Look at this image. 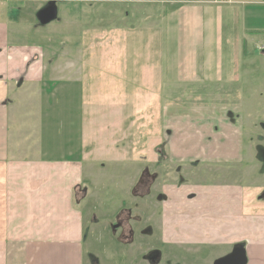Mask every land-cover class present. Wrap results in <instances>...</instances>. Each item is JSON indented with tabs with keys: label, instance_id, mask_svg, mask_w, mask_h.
<instances>
[{
	"label": "rangeland",
	"instance_id": "obj_1",
	"mask_svg": "<svg viewBox=\"0 0 264 264\" xmlns=\"http://www.w3.org/2000/svg\"><path fill=\"white\" fill-rule=\"evenodd\" d=\"M46 1L48 0H0V23L6 24L9 31L2 44H7L11 48L23 47L32 50L35 47L42 48L45 54L43 64L59 66V72L54 75L58 78L63 75L61 71L66 59L63 52H68L73 65L80 63L81 74L86 68L94 72L84 77V84L95 83L97 64L122 63L135 67L146 65L148 61H156L155 63L168 66L165 88L168 131L163 137L167 143L165 151L167 159L162 165L169 170L165 173L163 169L159 177H168L171 181L172 177L176 178L175 170L184 167L185 176L190 177L187 180L188 187L191 188L189 191H193L196 183H215L224 186V178H228L229 187H237L239 172H244L241 173L244 176L239 185L248 202L245 203L247 211L243 229L253 234L251 228L257 205L261 204V197L264 196V165L262 163L260 167L259 163L248 165L250 162L245 154L244 163L239 166L241 163L239 162V167L232 166L231 169H227L226 171L231 170V173L224 177L223 169L216 168L215 162L234 158V153L224 158L216 157L220 159L212 162L213 164H210V161L213 159L212 154L214 157L218 154L222 156L228 154L229 149L234 152L242 144L248 147L258 144L259 141L264 145V32H248L246 42L239 36L244 34L243 23L233 20L229 22L230 18H227V21L222 20L219 39L213 30V22H207L204 27L194 21V32L199 34L203 31L202 28H205L206 35L204 47L200 46L195 55L194 74L199 78L190 83L178 79L185 53L183 35L191 30L190 25H185L181 30L178 17L181 14L185 18L187 15L191 17L190 9L193 7L198 9L193 11V20L194 16L197 18L195 14L197 11L199 20L201 19L203 9H206L208 17L212 18L211 13L215 12L217 7L224 8L226 5L240 2L215 4L211 2L212 0H77L80 3L72 4L67 1L57 3L59 13L55 22L41 26L37 14ZM261 17L264 16L260 14L259 18ZM164 18L167 20L165 23ZM260 20L258 22H261ZM165 24L166 35L163 32L162 35L153 37L149 45L148 37L156 34L154 31H159L161 27L166 28ZM259 27H264V22L255 25L253 29ZM110 50L112 56L108 53ZM53 52H58L56 62L52 61ZM0 64L7 65L6 57L3 55L0 56ZM67 72L69 74V70ZM44 78L52 81L53 77L45 74ZM51 81L50 84L53 83ZM85 89V92L90 91L91 86L86 84ZM8 99L12 101L14 98L12 96ZM132 109L133 107L128 109L129 114L119 115L121 118H112L114 115L117 116L118 111L114 114L113 110L105 108L102 112L103 118H100L98 111L88 109L85 125L87 145L103 146L109 153L103 156L95 152L89 153V159L97 160L88 161L87 167L90 168L93 178L100 180L103 186L100 191L98 190L96 197L89 195L85 199L87 214L84 223L88 239L81 244L79 252H76L75 247L70 248V264L93 262L137 264L142 261L141 256L145 253L146 247L139 237L135 243L128 246L110 233L112 224L116 222L118 213L116 211L123 207H133L134 199L128 190L125 191L126 187L132 185L134 176L137 179L143 174L146 161H155L157 158L156 152L140 151L145 145L147 131L142 129L141 121L138 125ZM227 111L245 116L244 125L241 126L237 117L234 119L237 126L228 124L225 120ZM93 133L96 134L95 138L92 137ZM220 139L224 142H219ZM118 157H121L122 161H119ZM128 158H138L143 163H137V160L128 161ZM197 161L199 164H207L205 172L201 168H194ZM200 171L203 172L201 175ZM126 173L132 175L130 181L126 179ZM144 206L145 209L142 207L138 213L144 222L148 221L147 225L138 224L136 228L150 229L152 233L146 235L152 240L156 237L154 232L156 226L151 224L148 216H144L152 210L151 206L145 201ZM158 212L159 209L155 211L157 214ZM89 213L92 217L88 216ZM223 220H219L218 216L214 220L217 243L210 253L215 259L228 254L227 245L234 244L240 238L237 232L225 233ZM232 220L233 218L228 217L230 226ZM204 225L205 223L201 222L199 227L204 229ZM238 229V225L233 227V230ZM197 231L202 237L206 235L201 234L200 230ZM138 234L141 232L138 231ZM249 237L252 239V236ZM250 239L239 242L247 248ZM248 256L249 264H252L250 253Z\"/></svg>",
	"mask_w": 264,
	"mask_h": 264
},
{
	"label": "crops",
	"instance_id": "obj_2",
	"mask_svg": "<svg viewBox=\"0 0 264 264\" xmlns=\"http://www.w3.org/2000/svg\"><path fill=\"white\" fill-rule=\"evenodd\" d=\"M70 2L80 3L77 0ZM190 10L191 17L187 15L185 18L182 14L178 17L181 30L185 25L191 26V30L183 35L185 53L178 77L188 83L199 78L194 74L195 55L200 46L204 47L206 37L205 28L199 34L194 32V21L204 27L207 22H213V30L219 39L222 20L227 21V18H230L229 22L243 23L244 34L239 36L246 42L248 32H264V27L253 29L264 22V17L259 18L260 14L264 16V0H240L239 4L217 7L211 13L212 18L203 9L200 20L199 11L195 13L197 20L195 16L192 19L193 11L198 9L192 7ZM163 20L167 22L165 18ZM166 30L167 26L154 31L156 34L148 37L149 45L153 37L163 32L166 35ZM7 35L6 24L0 23V56L7 60V65L0 64V264H70V248L75 247L79 252L81 244L88 239L84 223L87 214L85 199L89 195L96 197L103 186L87 167L88 161L97 160L89 159V153L101 156L109 153L103 146L87 145L88 109L98 111L100 118H103L105 108L113 110L114 114L118 111L112 118H121L119 115L129 114L128 109L133 107L138 125L141 121L142 129L147 131L145 145L140 151L156 152L158 147L167 144L163 137L168 131L165 90L168 66L156 61L135 67L122 63L97 64L96 81L86 83L91 90L85 92L83 79L94 74L90 68L81 74L80 63L73 65L68 52H63L66 58L61 71L63 75L55 77L59 66L43 64L45 54L42 48H11L2 44ZM111 51L108 53L112 56ZM57 55L58 52L52 53V61L56 62ZM45 74L52 75V81L45 79ZM7 96L14 99L9 101ZM95 136L93 133L92 137ZM120 158L118 160L122 161ZM127 160L142 162L138 158ZM130 176L126 173L128 181ZM134 179L125 189L129 195L137 181L136 176ZM209 201L211 204L206 208L210 209V214L202 220L207 228L200 230L201 234H206L203 237L196 231L198 220L194 215L197 210L192 203H189L190 212L195 214L184 217L180 216V211L186 209L183 201L180 205L176 200L166 204L170 223L185 225V231L193 230L185 237L178 233L179 240L217 243L214 220L218 216L219 220L224 219L225 233L237 232L240 236L235 243L252 236L246 248L247 255L250 253L252 264H264V196L257 205L251 228L253 234L243 229L247 211L245 203L248 202L240 186L227 187L219 193L209 192ZM88 216L92 217L90 213ZM228 217L233 218L231 226ZM237 225L239 229L233 230ZM168 231L172 233L171 229ZM192 234L195 235L190 237Z\"/></svg>",
	"mask_w": 264,
	"mask_h": 264
},
{
	"label": "flooded vegetation",
	"instance_id": "obj_3",
	"mask_svg": "<svg viewBox=\"0 0 264 264\" xmlns=\"http://www.w3.org/2000/svg\"><path fill=\"white\" fill-rule=\"evenodd\" d=\"M49 1L50 0L45 2L46 4L44 5V7ZM67 1L70 2L71 0H58L57 3L59 4ZM241 116L242 115H237L234 111H227L225 120L228 124H235V126H237L234 120L237 117V120L241 123L242 126L244 125L245 116ZM219 142L224 141L220 139ZM257 142L258 144L248 145V147L242 144L238 149H235L234 152L233 150L229 149L230 152L228 154H223L222 156L218 154L214 157V154H212L213 159L210 161V164H213L212 162L220 159L216 158L218 156L224 158V156H230V154L234 153V158H231L232 160L222 159L215 162V165H217L216 168L223 169L224 177L226 174L231 173V170L227 172V169H231L232 166H238L239 162H241L239 166L244 163V160L246 159L245 154H247L250 162L248 165L252 166L255 165L254 163H259L260 167L261 163L264 165V145L259 143V141ZM166 145H161L155 150L157 157L155 161L147 162L143 174H140L135 185L132 188L131 194L134 199L133 207H123L116 211L118 212L116 214V222L114 223V225L112 224L110 233L112 232L113 235L118 237V240L121 243L128 246H131L133 243H135L137 237L140 238V241H142V243L144 244L143 246L146 247V250L145 253L141 256L142 261L137 264H219L221 260L230 258L229 256L231 254L238 255L241 251H245L247 253L246 246H244V244H242L241 242L228 244V254L215 259L210 252L215 249L216 243L210 241H203L199 243L198 241L181 242V240H179V236L184 235L183 237H185V235H189L188 232L190 231V229L185 231V225L170 223V219H168V215L166 214V204L176 200L180 205V202L183 201V206L186 209L180 211V216L184 217L189 213H191L192 215L195 214L194 211L190 212L191 207L189 203H192L193 207L197 210V213L194 215L195 217L193 216L198 220L197 230H201L199 224L203 222L202 220H206L207 216L210 214V209L206 208L211 204V202L209 201V192L219 193L222 189H226L227 187H229L228 184L230 183H227L228 178H224V186L215 185V183H196L197 185H194L193 191H189L191 190V188L188 187L189 183L187 182V180L190 179V177L185 176L186 173H184L183 171L184 167H180L178 169L175 168V172H177V175H175V177L178 181L174 177H172L171 181H169L168 177H159V174L163 169L165 173H167L169 170L168 167L162 165V163L167 159L165 153ZM214 146L215 144L213 143L212 147ZM206 165V163L199 164V161H197L195 162L194 168H201L203 169V172H205ZM189 166L191 167V165ZM203 172L200 171V175ZM241 173L244 172H239V182L237 186H239L243 181L242 178L244 175ZM160 178L161 180H159ZM144 201L149 206H151L152 209L148 213H145L144 216H148L149 221H152L151 224H154L156 226L154 231L156 237L152 240H150V238H148V236L146 235V233H152L150 229L137 230L136 228L138 224L147 225L146 223L148 222H144L143 219L139 216L140 213H138L139 209H142V207L145 209ZM158 209L159 212L157 214L155 213V211H157ZM175 220L176 217L173 221ZM206 228L207 226L205 224L204 229ZM170 229L172 230V233H169L168 230ZM138 231L141 232V234H138ZM191 232H193V230H191ZM178 233L181 234L177 236ZM194 235L195 234H192L190 237ZM247 258L248 262L246 264H249L248 255ZM93 264L96 263L93 262Z\"/></svg>",
	"mask_w": 264,
	"mask_h": 264
},
{
	"label": "water",
	"instance_id": "obj_4",
	"mask_svg": "<svg viewBox=\"0 0 264 264\" xmlns=\"http://www.w3.org/2000/svg\"><path fill=\"white\" fill-rule=\"evenodd\" d=\"M58 0H51L47 3V5L41 9L37 14L38 22L41 26H47L58 19ZM230 258H225L220 261L219 264H246L248 262L247 253L245 251H241L240 254L234 255L231 254Z\"/></svg>",
	"mask_w": 264,
	"mask_h": 264
},
{
	"label": "built area",
	"instance_id": "obj_5",
	"mask_svg": "<svg viewBox=\"0 0 264 264\" xmlns=\"http://www.w3.org/2000/svg\"><path fill=\"white\" fill-rule=\"evenodd\" d=\"M237 0H212V3H215V4H223V3H228V4H231V3H236Z\"/></svg>",
	"mask_w": 264,
	"mask_h": 264
}]
</instances>
